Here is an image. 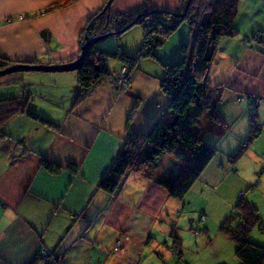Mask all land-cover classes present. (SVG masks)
Returning a JSON list of instances; mask_svg holds the SVG:
<instances>
[{
    "label": "crops",
    "instance_id": "0c3cea01",
    "mask_svg": "<svg viewBox=\"0 0 264 264\" xmlns=\"http://www.w3.org/2000/svg\"><path fill=\"white\" fill-rule=\"evenodd\" d=\"M106 1L0 0V57L45 65L78 59L81 33ZM146 1L171 11H179L182 3L113 0L112 9L116 13L130 12ZM233 25L239 33L220 40L209 74L213 98L221 99L219 109L227 123L226 133L219 137L209 129L211 118L205 116L198 133L217 148V153L182 201L173 198L165 184L157 181L162 178L173 183L183 178V164L170 155H165L152 173L130 172L114 194L101 184L123 147L128 122L142 134L158 118H170L165 112L168 97L161 89V79L164 64L176 63L180 47L190 39L188 24H182L158 49L159 59L143 58L139 62L131 71V85L122 95L106 83L85 105L73 108L79 87L75 71L25 72L0 80V97L25 93L29 106L38 113V90L34 86L56 84L50 76L53 74L73 84L67 103L65 94L40 92L42 97L62 100L65 108L61 113L45 114L55 126L40 122L37 126L38 122L25 113L6 126L9 137L0 142V264H43L37 261L40 246L63 255L64 264H172L176 237L182 246L180 261H184L189 249L199 245L198 236L193 241L184 226L188 222L191 228L201 225L204 212L207 222L202 225L203 234L211 247L214 225H222L233 213L240 193L258 209L264 221V53L260 52H264V43L245 41L255 35L264 41V0H240ZM143 37L142 27L136 25L121 38L110 37L100 46H121L125 53L135 56ZM120 65L113 63L114 74ZM12 80L15 84H7ZM252 95L259 100L257 114L263 129L233 161L251 133L248 108ZM44 158L64 170L50 173L42 167ZM70 166H77L78 172H71ZM219 189L226 200L223 196L222 203L214 204ZM205 198H209L207 204ZM192 208L200 212L197 220L191 217L196 212ZM174 224L176 229H172ZM250 238L264 245V236L251 233ZM118 239H123L124 246L117 252L114 243ZM222 241V245L229 241L226 246L235 250V243L225 235ZM212 247L217 254L223 250ZM233 260L225 257L217 264H241L239 259ZM177 261L180 263L179 256Z\"/></svg>",
    "mask_w": 264,
    "mask_h": 264
},
{
    "label": "trees",
    "instance_id": "16d2710c",
    "mask_svg": "<svg viewBox=\"0 0 264 264\" xmlns=\"http://www.w3.org/2000/svg\"><path fill=\"white\" fill-rule=\"evenodd\" d=\"M239 2L240 0H192L186 18L182 19L179 16L187 8L189 0H182L179 11L160 9L155 7L152 1H146L141 7L128 13L111 14L108 7L89 20L81 34V43L84 45L87 40L103 35L107 30H115L116 35L120 36L121 31L130 30L136 25L142 27L144 41L135 56L125 53L121 46H118V49H109L91 45L87 49L83 66L78 71L80 93L76 103L86 100L98 85L112 80L114 62H122L130 73L137 68L143 58L159 59L158 49L182 24H188L192 29L196 28L190 30V39L180 47L179 60L174 64H164L161 88L168 97L165 112L170 118H158L149 130L142 134L136 133L133 123L128 122L127 139L105 176L101 188L114 194L130 172L152 173L158 168L162 157L170 155L183 164L185 174L180 181L173 180V183L168 179H165V182L162 178L157 181L165 184L170 195L180 201L190 193L217 153V148L206 142L198 133L205 116L209 115L211 118L209 129L215 131L219 137L226 133L227 123L219 109L221 99L213 98L209 74L220 40L223 37L234 38L239 33L233 25ZM61 3L63 1L59 2V5ZM135 21L136 23L129 27ZM261 39L255 35L245 41L264 43ZM13 64L15 62L8 58L0 57V71ZM255 112L252 117L256 124L251 126L249 137L232 157L233 161L246 151L263 129V124L258 120L257 107ZM24 113L43 125L55 126L48 115L38 113L29 106V98L25 95L2 96L0 142L9 137L6 131L9 121ZM42 167L53 174L64 170L47 158L43 159ZM68 169L73 173L78 172L77 166H70ZM145 169L148 172L143 171ZM205 215L202 212L201 219ZM257 226L264 232V221L258 209L240 193L233 213L222 223L220 230L235 243L236 257L241 264H264V245L250 238ZM192 229L200 233L198 227ZM47 251L49 250L46 247L40 246L37 261L54 264L55 255L52 254L53 257H50ZM57 256L61 257V254ZM60 263L64 264V257Z\"/></svg>",
    "mask_w": 264,
    "mask_h": 264
},
{
    "label": "rangeland",
    "instance_id": "374dc122",
    "mask_svg": "<svg viewBox=\"0 0 264 264\" xmlns=\"http://www.w3.org/2000/svg\"><path fill=\"white\" fill-rule=\"evenodd\" d=\"M111 0H107L106 1V3L101 7V9H99L97 12H95L92 16H94L95 14H97L98 12H100L101 10H103V9H106V8H108V7H110V12H111V14H117L116 12H113V9H112V2H113V0L111 1V3H110V5H109V2H110ZM137 9V8H136ZM185 12V10L181 13V14H183ZM92 18V17H91ZM90 18V19H91ZM179 18H181L180 16H179ZM186 18V17H185ZM21 20L23 19V17H21L20 18ZM89 19V20H90ZM184 19V18H183ZM89 22V21H88ZM195 27H196V25H195ZM191 28V30H195L194 29V27H193V29H192V27H190ZM130 30H123V31H121V35L120 36H117L116 34V31L115 30H107V32L106 33H104L103 35H100V36H106L107 35V38H104V39H102L100 42H102L103 40H105V39H109L110 37H117V38H121V36H123L124 34H126L127 32H129ZM82 34V33H81ZM143 34H144V32H143ZM97 37H99V36H97ZM92 39H94V38H91L90 40H92ZM89 40V41H90ZM89 41H87L86 43H85V45L89 42ZM143 41H144V39H143ZM81 42H82V39H81ZM100 42L99 43H97V44H94V45H100ZM85 45H81V55H80V57L82 56V51H83V46H85ZM159 48V47H158ZM157 48V49H158ZM116 49H118V47L116 48ZM223 53H222V51H221V55H222ZM79 57V58H80ZM78 58V59H79ZM9 60H11V59H9ZM77 60V59H76ZM76 60H74V61H76ZM11 61H13V60H11ZM13 62H15V61H13ZM73 62V61H72ZM71 63V62H70ZM119 63H121V65L118 67V69H117V72L114 74V76H113V78H112V80H108L107 82H105V83H103V84H106V83H109V84H111V85H113L114 87H115V90L118 92V95H122L123 93L122 92H124V91H126L127 90V88H129V86L131 85V83H132V80H133V78H132V74H131V72L129 73V70H128V68L125 66V65H123V63L122 62H119ZM16 64H22V65H27V64H29V65H36L37 64V62H20V61H18V62H15V64H13L12 66H15ZM64 64H69V63H64ZM43 65H45V64H43ZM50 65H60V64H50ZM218 65L220 66V64H219V62H218ZM12 66H10V67H12ZM80 70V69H79ZM79 70H76L75 72H77L78 73V71ZM25 72H27V71H20V72H14V73H10V74H7V75H4V76H1L0 77V80H4L5 78H7V77H11V76H13L14 74H17V73H25ZM28 72H31L32 74H34V73H37V72H35V71H28ZM38 72H43V71H38ZM69 72H73V71H69ZM68 72V73H69ZM46 73H48V72H46ZM46 75V74H45ZM54 76H52V75H50L51 76V79L53 80V82L54 83H56V84H47V82H44V83H39L38 85H36V86H34L35 87V89L36 90H38V94H37V99L39 100V101H37V103L38 104H40L39 106V113H41V114H51V113H53V112H57V113H61L62 112V110L65 108V107H62V105H61V101L62 100H59V99H54V98H52V97H54V96H48V95H46V98L45 97H42V95L40 94V92L41 93H43L44 91H49V92H51V94H57L58 92H60V93H62V94H65L66 95V98H65V102L64 103H67V101H66V99H67V97H68V93H69V91L71 90V88H72V82L70 83H65L63 80H62V78L63 77H60L59 75H57V74H53ZM131 77V78H130ZM8 82V81H7ZM6 83V82H5ZM58 83V84H57ZM7 84H15L14 82H13V80L12 81H9ZM103 84H100V85H98L97 87H95V89L91 92V94L86 98V100H84V101H80V102H78V103H76V100H77V97L79 96V93H80V86H79V80H78V82H77V86H79V87H77L78 88V93H77V96H76V98H75V102H74V106H73V108L75 107H79V106H82V105H85V103H87V100H89V98L91 97V95L95 92V90L97 89V88H99L101 85H103ZM1 85H3V83H1L0 84V86ZM162 89V88H161ZM24 95H25V93H24ZM70 95V94H69ZM23 96V95H22ZM16 97V96H15ZM254 99H256V102H259V100L256 98V96H254V95H252L251 96V100L249 99V108H248V115H249V118L251 119V126L254 124V126H255V120H254V118L252 117V116H254V114H256V112L254 111V109H251V103L253 102V100ZM37 104V105H38ZM117 103L115 102L114 103V105H116ZM66 105V104H65ZM130 117V116H129ZM37 120H35V122H36ZM38 122V121H37ZM32 124L34 123L33 121L31 122ZM35 124H37V126L39 125V122L38 123H35ZM35 124H34V126H35ZM126 133H127V130H126ZM127 139V135H126V137H125V139H124V142H125V140ZM124 145V144H123ZM123 148V147H122ZM165 156V155H164ZM40 158H41V156H40ZM163 158V157H162ZM43 161V160H42ZM143 171H146V169L145 170H143ZM146 172H148V171H146ZM139 173H142V172H139ZM145 174V173H144ZM223 196H224V198H225V200H226V196L223 194V191L221 190V189H219V191L218 192H216V194H215V196H214V198H213V200H212V202H214V204H220V203H222V201H223ZM209 202V198H205V204H207ZM192 210H194V211H196L195 213H193V215L191 216V217H194V219H198L199 218V216H200V212H198L197 213V211H198V209H194V208H192ZM198 214V217H195L196 215ZM205 217H206V219H201V217H200V224L201 225H198V228H199V231H200V233H196L192 228H191V226H190V224H189V222L186 224V226H184V229L186 230V231H188L189 232V236L191 237V239L193 240V241H196V237L198 236V240H199V245L198 246H196V244L194 245V248H190L189 249V252L187 253V255H186V257H185V259H184V261L182 260V261H180L181 260V257H182V246H181V242H180V240H179V238H175V240L173 241V246H172V252H173V254L174 255H176L175 256V258H174V260H171V263L172 264H181V263H183V264H187V259L189 260V264H217V262L218 261H220V260H224L225 259V257H227V258H232V259H234L233 261L234 262H237L238 261V259H237V257H236V248H235V250H234V248L233 247H229V246H226L227 244H230V242L228 241V243L226 244V245H222L223 244V242L224 241H222L223 240V236L225 235L224 233H222L221 232V230H220V227H221V225L219 226V225H214V228H213V230H212V234H211V239L213 240V242H212V244H211V247H210V245H209V243H208V237L207 236H204V234H203V232H204V228L202 227V225H204L206 222H207V216L205 215ZM190 221V220H189ZM176 224H174V225H172V229L173 228H175L176 229V227L177 226H175ZM213 225V224H212ZM258 234L259 236H261V237H263L264 236V232H262L260 229H259V227L257 226V227H255L254 229H253V231H252V234ZM227 238H229V240L231 241V238L230 237H228L227 235H225ZM203 239H205V242H201V240H203ZM232 242V241H231ZM234 244V243H233ZM123 246H124V243H123V239H118L115 243H114V251H120L122 248H123ZM212 246H215V247H223V250L221 251V253L220 254H217L216 252H215V248L214 247H212ZM48 253V255L50 256V257H53L52 256V254L53 255H55V258H54V260H56L55 261V263H57V264H61L60 263V261H61V259L63 258V255H61V257L59 256H57L58 254L56 253V252H52L51 253V251H47ZM57 256V257H56ZM177 256H179V261H180V263H178V261H177ZM225 256V257H224ZM183 259V258H182ZM54 263V264H55ZM159 264H163V263H159ZM165 264H169V263H165Z\"/></svg>",
    "mask_w": 264,
    "mask_h": 264
},
{
    "label": "water",
    "instance_id": "95a60500",
    "mask_svg": "<svg viewBox=\"0 0 264 264\" xmlns=\"http://www.w3.org/2000/svg\"><path fill=\"white\" fill-rule=\"evenodd\" d=\"M111 1L109 2V5H110ZM191 1L192 0H189V4H188L187 8L185 9V12L180 15V17L182 19L186 17V15L188 13V8H189V5H190ZM136 21L133 22L129 27H132V25H134L136 23ZM104 38H107V35L106 36L95 37L94 39L90 40L85 46H83L82 56L79 59H77L76 61H73V62H71L69 64H60V65H43V64H36V65H29V64L22 65V64H20L19 65V64H16L15 66L9 67V68H7L5 70H1L0 71V77L4 76V75H7V74H10V73L20 72V71H27V72L28 71L69 72V71L79 70L83 66L87 49L91 45L99 43Z\"/></svg>",
    "mask_w": 264,
    "mask_h": 264
},
{
    "label": "built area",
    "instance_id": "2783aa9c",
    "mask_svg": "<svg viewBox=\"0 0 264 264\" xmlns=\"http://www.w3.org/2000/svg\"><path fill=\"white\" fill-rule=\"evenodd\" d=\"M258 103H259V102H256V99H254L253 102L251 103V105H252V106H251V109H254V111H255V110H256V107H257L256 105H257ZM255 124H256V122H255ZM202 219L204 220V219H206V217L203 216ZM47 255H48V254H47Z\"/></svg>",
    "mask_w": 264,
    "mask_h": 264
},
{
    "label": "flooded vegetation",
    "instance_id": "af4514ba",
    "mask_svg": "<svg viewBox=\"0 0 264 264\" xmlns=\"http://www.w3.org/2000/svg\"><path fill=\"white\" fill-rule=\"evenodd\" d=\"M136 10V9H135ZM132 11H134V10H132ZM132 11H130V12H132ZM125 13H128V12H125ZM95 38V37H94ZM84 45V44H83Z\"/></svg>",
    "mask_w": 264,
    "mask_h": 264
}]
</instances>
